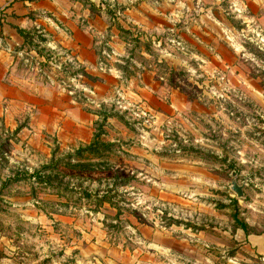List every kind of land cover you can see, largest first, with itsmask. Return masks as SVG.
I'll list each match as a JSON object with an SVG mask.
<instances>
[{
    "label": "rangeland",
    "instance_id": "rangeland-1",
    "mask_svg": "<svg viewBox=\"0 0 264 264\" xmlns=\"http://www.w3.org/2000/svg\"><path fill=\"white\" fill-rule=\"evenodd\" d=\"M60 1L0 88V258L264 264V0Z\"/></svg>",
    "mask_w": 264,
    "mask_h": 264
},
{
    "label": "crops",
    "instance_id": "crops-1",
    "mask_svg": "<svg viewBox=\"0 0 264 264\" xmlns=\"http://www.w3.org/2000/svg\"><path fill=\"white\" fill-rule=\"evenodd\" d=\"M60 0H0V88L11 86L7 85V78L5 73L9 71L12 65V58L9 61V56L12 48L19 45L23 38L18 29L25 32L38 24H45L44 19H48L45 14L50 13L56 16L62 10V3ZM8 63H4L3 57L7 58ZM11 81V80H10ZM13 83V81H11ZM6 83V84H5ZM6 96V95H5ZM4 95L0 94V98ZM40 129H34L29 142H34L32 138ZM67 144H64V146ZM36 146V145H34ZM38 148V147H37ZM62 148V145L61 147ZM45 148H38L36 151L44 150ZM49 156V154H48ZM246 244L255 246L257 251L264 250V239L257 238L254 235H242ZM1 242V239H0ZM245 244V245H246ZM0 264H7L3 258H0Z\"/></svg>",
    "mask_w": 264,
    "mask_h": 264
},
{
    "label": "trees",
    "instance_id": "trees-1",
    "mask_svg": "<svg viewBox=\"0 0 264 264\" xmlns=\"http://www.w3.org/2000/svg\"><path fill=\"white\" fill-rule=\"evenodd\" d=\"M20 34L24 35L25 32L21 29H18ZM100 133H96L94 135V138L92 141L84 146V147H78L75 152L71 155H67L65 158L61 157L56 160H53V154H52V159L49 163L43 165L41 169L36 170L33 175H30L32 177H35L37 181L44 183L45 185H48L50 187L55 188L56 190L60 189V186L56 185V183H53V180L56 177H50L49 175H42L41 171L44 169H56L58 165L61 164L65 159H67V162L65 163V166L71 168V169H78V170H93L94 168L98 166H103L102 162L100 161H84L82 160V154L84 153H95V154H101L107 150H109L111 144L102 142L99 140ZM74 161H70V160ZM17 179V178H16ZM14 179L8 178L6 182H11ZM89 196V195H88ZM239 223V227L247 232V226L245 223L237 221Z\"/></svg>",
    "mask_w": 264,
    "mask_h": 264
},
{
    "label": "water",
    "instance_id": "water-1",
    "mask_svg": "<svg viewBox=\"0 0 264 264\" xmlns=\"http://www.w3.org/2000/svg\"><path fill=\"white\" fill-rule=\"evenodd\" d=\"M232 188H234V189H235V191H236V193H237L238 195H240V194H241V189H240V187H239V186H237L235 183H233V186H232Z\"/></svg>",
    "mask_w": 264,
    "mask_h": 264
}]
</instances>
